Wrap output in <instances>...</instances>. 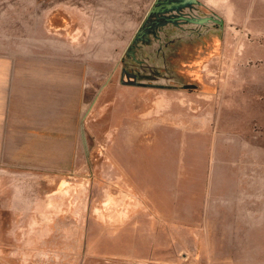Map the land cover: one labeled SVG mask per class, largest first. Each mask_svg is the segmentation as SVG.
Returning <instances> with one entry per match:
<instances>
[{"label": "rangeland", "instance_id": "rangeland-1", "mask_svg": "<svg viewBox=\"0 0 264 264\" xmlns=\"http://www.w3.org/2000/svg\"><path fill=\"white\" fill-rule=\"evenodd\" d=\"M155 1L0 0L65 83L62 142L0 165V264H264V0L139 37Z\"/></svg>", "mask_w": 264, "mask_h": 264}, {"label": "crops", "instance_id": "crops-1", "mask_svg": "<svg viewBox=\"0 0 264 264\" xmlns=\"http://www.w3.org/2000/svg\"><path fill=\"white\" fill-rule=\"evenodd\" d=\"M58 62L0 53V165L26 155L30 161L34 144L62 142L65 83Z\"/></svg>", "mask_w": 264, "mask_h": 264}, {"label": "flooded vegetation", "instance_id": "flooded-vegetation-1", "mask_svg": "<svg viewBox=\"0 0 264 264\" xmlns=\"http://www.w3.org/2000/svg\"><path fill=\"white\" fill-rule=\"evenodd\" d=\"M188 2H185V0H159L158 3H156V6L158 7L157 11L152 14L151 18L146 19V22H148V26H143L142 29V34H140L139 37H141V35H145V34H149V33H154L156 31V29L161 28L165 25H175L177 23H182L184 22L185 18L183 16H177V17H166L164 15V13H170L172 11H176L180 8H184L186 6H188ZM193 4V3H192ZM189 4V5H192ZM194 5V4H193ZM187 21V20H186ZM188 22L191 23H203V21H196L191 19V21L188 19ZM128 76V75H127ZM130 78H135V75H129ZM132 83L133 80H131Z\"/></svg>", "mask_w": 264, "mask_h": 264}, {"label": "water", "instance_id": "water-1", "mask_svg": "<svg viewBox=\"0 0 264 264\" xmlns=\"http://www.w3.org/2000/svg\"><path fill=\"white\" fill-rule=\"evenodd\" d=\"M158 1L159 0H156L155 1V5H153L152 8L147 13V15L145 17L146 19L149 18L152 14H154L157 11L158 7L156 6V3H158ZM185 2L194 3V4H197L198 3L197 0H185ZM133 84L135 85L136 83H133Z\"/></svg>", "mask_w": 264, "mask_h": 264}]
</instances>
